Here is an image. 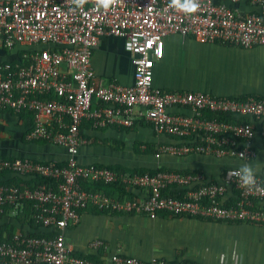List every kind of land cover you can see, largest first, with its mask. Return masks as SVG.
<instances>
[{
	"label": "built area",
	"instance_id": "1",
	"mask_svg": "<svg viewBox=\"0 0 264 264\" xmlns=\"http://www.w3.org/2000/svg\"><path fill=\"white\" fill-rule=\"evenodd\" d=\"M247 1L257 11L242 12L237 6L243 0H198L192 14L171 7L170 0H118L107 11L97 8L94 0L76 11H71V0H0V43L18 53L15 63H0V116L4 111L30 112L32 127L26 139L68 154L62 165L0 157V175L51 181L33 189L0 183V215L16 218L31 204L35 223L51 233L32 237L18 230L11 241L0 242V264H101L74 255L66 244V231L80 223L88 208L151 219L167 213L264 227V169L250 191L240 186L237 167L228 168L217 182L200 172H123L79 162L81 149L92 143L84 133L86 125L100 131L131 130L141 124L150 125L159 137L173 139L158 146L157 160L207 156L255 162V143L264 144V98L166 90L154 84L155 66L164 57L169 35L246 50L264 46V0ZM103 36L125 40L133 85L99 81L92 60ZM210 114L247 121H223ZM82 182L119 183L132 196L121 199L87 191ZM230 191L238 193L232 204L227 203ZM91 246L108 249L102 240ZM111 259L113 264H170L120 251Z\"/></svg>",
	"mask_w": 264,
	"mask_h": 264
},
{
	"label": "crops",
	"instance_id": "2",
	"mask_svg": "<svg viewBox=\"0 0 264 264\" xmlns=\"http://www.w3.org/2000/svg\"><path fill=\"white\" fill-rule=\"evenodd\" d=\"M237 7L245 13L258 9L249 6L247 0H243ZM16 51H7L0 43V63L15 61L18 56ZM227 54H231L241 63L240 73L232 79L230 77L211 86L206 85L209 78L203 77V68L214 72L215 67L223 60L220 57L223 58ZM92 64L101 83L118 82L125 86L134 83L131 55L123 39L101 37ZM210 82L211 80L208 81ZM154 84L166 90L204 91L218 96L264 98V46L246 50L221 43L200 44L192 37L169 35L165 38L164 57L155 66ZM31 127L30 112H2L0 157L65 163L68 158L65 149L26 139ZM84 133L92 143L81 149L79 162L87 165H119L131 170L164 168L200 172L206 178L218 182L228 168H239L243 164L237 160H220L207 156H189L183 159L166 156L157 160L155 152L135 155L136 143L155 151L161 143L173 141L171 138L157 136L148 124H141L131 130L84 129ZM255 145L259 156L252 165L261 162V169H264V144L257 140ZM18 180L21 184V181L28 179L13 174L0 175V183L12 184ZM137 194L144 195L141 191H137ZM8 221L6 218L0 226ZM3 237H7L6 232H3ZM96 240L104 241L108 249L92 248L91 244ZM66 244L74 255L101 264H113L111 256L118 251L146 261L152 258L163 259L170 264H221V254L225 255L224 263L227 264H264V227L175 217L167 213H160L156 219H151L144 215L111 214L88 208L81 213L80 223L66 231Z\"/></svg>",
	"mask_w": 264,
	"mask_h": 264
},
{
	"label": "trees",
	"instance_id": "3",
	"mask_svg": "<svg viewBox=\"0 0 264 264\" xmlns=\"http://www.w3.org/2000/svg\"><path fill=\"white\" fill-rule=\"evenodd\" d=\"M16 61H12L11 63H15ZM236 98H244V97H236ZM209 118H218L219 120H223V121H233L236 119H232L230 117H226L223 115H208ZM239 122H246L247 120L243 119V120H236ZM88 126L86 125L85 128H87ZM143 153H154L156 152V150L154 151V149L147 147V149L142 150ZM65 164V163H63ZM62 165V164H60ZM101 165V164H98ZM101 166H105V165H101ZM111 169L114 170H118V171H136L139 173H146L149 172L151 174H154L157 172V170H148V169H140V170H131L119 165H114V166H107ZM161 170H167L164 168H161ZM19 182V183H18ZM46 183H51V181H48L46 179H43L41 177H35L32 178L30 180L21 181V184H26L27 186H29L31 189L37 187L38 185L41 184H46ZM9 184V183H8ZM11 184V183H10ZM13 185H20V181L18 180L16 183H12ZM11 184V185H12ZM82 186L85 190L87 191H93V192H103L106 193L109 196L112 197H117V198H124V197H128V196H132L122 184L116 183V184H111V185H105L103 183H90V182H82ZM167 194L170 195H176L172 192H168ZM238 196V193L234 192V191H230L229 192V199H228V204H232L236 201V198ZM33 211L31 208V204H26V208L23 212V214L21 216H18L16 218H11L9 217L7 214H3L0 215V223H2L6 218L9 219L8 223H4L1 224L0 226V242H9L12 240V237L15 235V233L18 230H21L27 234H29L32 237H44L47 236L51 233H47V231L43 228H41L39 225H37L35 223V221L33 220ZM3 232L7 233V237H3Z\"/></svg>",
	"mask_w": 264,
	"mask_h": 264
},
{
	"label": "clouds",
	"instance_id": "4",
	"mask_svg": "<svg viewBox=\"0 0 264 264\" xmlns=\"http://www.w3.org/2000/svg\"><path fill=\"white\" fill-rule=\"evenodd\" d=\"M89 0H71L73 5L71 11H76L83 8V6L88 3ZM95 6L101 8L105 11L109 10L111 7L118 3V0H94ZM170 6L178 10H181L187 14L195 13L199 8L198 0H170ZM244 154L241 153V159L244 158ZM261 162L257 163L255 166L252 164L244 163L235 171V175L239 179L241 187L247 188L250 191L256 189L257 185V173L261 171ZM225 255L221 254L220 261L224 264ZM235 258V254L233 259Z\"/></svg>",
	"mask_w": 264,
	"mask_h": 264
},
{
	"label": "rangeland",
	"instance_id": "5",
	"mask_svg": "<svg viewBox=\"0 0 264 264\" xmlns=\"http://www.w3.org/2000/svg\"><path fill=\"white\" fill-rule=\"evenodd\" d=\"M220 58L223 59V60H221V62L218 63V66L215 67V71L214 72H212L211 69L203 68V77L204 78H209V80H211L210 83H208V81H209L208 80L205 83L206 85L208 84V85L211 86V85L215 84V82L221 81V80L226 79V78L230 79V77L232 79V78L236 77V75H238L240 73L239 69H240L241 63L237 59H235V57H232L231 54H227V56H225L223 58L220 57ZM233 59L235 61L239 62L240 65H238ZM106 144H108V143L106 142ZM110 145L111 144H109V146ZM134 150H135L134 151L135 155L143 153L142 152L143 149H141V146H140L139 143H136L134 145Z\"/></svg>",
	"mask_w": 264,
	"mask_h": 264
}]
</instances>
